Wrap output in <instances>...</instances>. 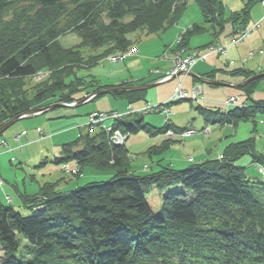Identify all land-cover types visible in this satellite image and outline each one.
<instances>
[{"label":"trees","instance_id":"obj_1","mask_svg":"<svg viewBox=\"0 0 264 264\" xmlns=\"http://www.w3.org/2000/svg\"><path fill=\"white\" fill-rule=\"evenodd\" d=\"M189 1L0 0V127L32 108L77 102L113 87L84 85L80 80L92 74L79 72L109 53L131 48L133 32H165ZM195 1L204 22L189 27L174 52H187L193 34L212 31L218 39L226 24L248 26L256 2L248 0L226 17L221 0ZM66 33L78 35L80 44L64 48L60 37ZM83 48L103 51L86 57ZM42 70L51 74L33 82ZM217 71L244 79L253 75L237 67L204 76L214 79ZM260 80L240 88L251 99L246 106L199 108L215 123L256 124L259 112L264 114V100L250 95ZM113 94L128 95L131 102L142 99L140 91ZM113 126L129 136L142 130L156 135L171 127L184 129L168 121L154 126L143 115L114 120ZM162 149L152 147L147 153ZM128 154L127 145L113 143L104 129L83 130L62 144L52 163L76 162L77 178L87 167L113 175L70 190L59 188L60 181H49L36 195L21 192L28 215L0 196V264H264V179L248 175L237 164L250 154L253 162L264 165L255 137L228 145L222 159L184 169L160 159L157 170L136 172ZM155 188L164 193L158 213L148 200Z\"/></svg>","mask_w":264,"mask_h":264},{"label":"rangeland","instance_id":"obj_2","mask_svg":"<svg viewBox=\"0 0 264 264\" xmlns=\"http://www.w3.org/2000/svg\"><path fill=\"white\" fill-rule=\"evenodd\" d=\"M221 1L224 5L225 15L227 17V16H230L233 13V11L241 9L242 6H244L245 2L248 0H221ZM259 5L261 7H263V4L261 2H258L255 6H253L252 11L257 10ZM263 15H264V10H263ZM65 21H66V19L63 18L61 23H60L61 26H64ZM203 22H204V17H203L201 10H200L199 5L197 4V2L195 0H190L188 5H187L185 12L183 13L181 18L178 20V22L175 25H173L172 27L167 29L165 32H162V33H159L156 35H151V36H147V35L145 36V33L142 31H137V32L131 33L130 38L132 40H134L135 46L133 45L131 47V49L129 48L126 51H122V52H125L124 54H122V56L118 55V52L117 53L116 52L109 53L104 58L98 59L97 61H95L90 67H84L82 69V71L79 72V74L83 75V74L91 73L92 77H86V79H81L80 82H84V85L85 84H88V85L89 84H95V83L99 84V83H101L100 80L103 82H108V81L112 80L113 77H116L117 75L120 74V72H117L120 69H122L124 71H127L128 68L131 69V71L140 70L142 75L147 74V73H149L151 75H153V74L158 75L159 77L155 80V83L162 82L157 86H154V87L147 89L146 100H148L152 105L165 102L166 100L158 102V99H163L164 95L167 92H169L170 87L173 85V82H170V81L176 80L177 85L179 82L182 81L184 84L185 80L189 76H191L189 73L190 72L194 73L193 68L200 61V60H198L196 63H194L192 65L189 63V65H188L190 67L189 69L186 68V69H184L183 72L179 71V73L177 72V74L172 75L173 74L172 71L175 69L174 65L176 64L177 61L173 60L174 54L171 51V49H172L173 45H175L177 38H179L178 35H183L185 33V31L189 27H191L193 24L203 23ZM253 24H254V21L252 19H250L248 22V25L250 27H252ZM240 27L245 28L244 26H240ZM224 30L226 31V29H224ZM225 31H223V32H225ZM253 32H254V36H256V34H260V35H258L257 39L254 40L255 46L262 44L264 42V26L262 29H256V31H253ZM212 36H213L212 31L193 34L190 37L189 44L192 47L193 46H200L207 39H210ZM60 42L64 48H71V47H74V46L80 44L81 39L75 33H66L60 37ZM171 42H173L172 46H169V48L167 49V45H169ZM238 42H240V41H238ZM166 43H167V45H166ZM165 46H166V48H165ZM133 47H137V48H135V49H137L136 52L132 51ZM220 48L225 49V46L221 45ZM203 49L204 48H201L200 50H203ZM138 50L141 53L140 55H137ZM102 51H103L102 49H96V50L90 49V48H83L82 49V53L86 57L94 55V54H99ZM198 53H199L198 56H200V55H208L210 52L209 51L208 52H205V51L202 52L201 51ZM190 54H191V52L188 53V55H190ZM223 54H225V52ZM119 56H121V57H119ZM125 57H127V58H125ZM134 57H136V58H134ZM123 58H125V59H123ZM198 58L200 59V57H198ZM213 59H216V57L210 59V61H208V62H212ZM220 62H221L220 68L221 67H223V68L226 67L227 69L232 68L231 65L225 66L224 59H222V61H220ZM124 63H126V64H124ZM166 63L171 64V68L169 70L162 71L160 69H156V67H160L163 69L166 66ZM248 65H249V67H253V65H254L257 68V64H256V61L254 59H252V61H250L246 64V66H248ZM263 69H264V66H263ZM40 72L41 73L37 79H36V77L38 76L39 72L35 76L32 77L33 82L38 83V82L44 80L49 74H51V70H42ZM219 73H220L218 76L219 78H228V79L234 78V77H230V75L225 73V72L219 71ZM195 78H197V77H195ZM93 80H97L98 82H95ZM179 80H181V81H179ZM125 82H128V83H125ZM125 82L123 81L119 85H114L113 87H108V88H104V89L131 87V85H130L131 82H129V81H125ZM199 84L200 83L198 82L197 85H199ZM103 85H107V83L106 84L104 83ZM177 85L175 88H177ZM203 85H205V84H203ZM208 86H211V85H208ZM211 87L215 88V89H219V90H224V92H223L224 94H222V91H220V93L223 96H226L229 92L231 93V91H230L231 89H227L230 87H224V86H211ZM240 87H242V86H240ZM175 88H174L172 93H174ZM256 90L257 91L255 93V97L256 98H264V78L261 80V82L258 85ZM125 91L127 92L129 90H121V92H125ZM117 92H119V91H117ZM82 94H84V93L82 92ZM82 94H80V95H82ZM90 94H92V93H90ZM90 94H88L85 98H83L77 102L62 103V104H66V106L56 107L52 110L44 112L43 115H41L39 113L36 115L30 116V117L27 115V116L21 118L20 120H18L17 122H15L2 135H0V153H2V155H3L7 152V155L3 156L2 158L0 157L1 158L0 159V173L2 174V175L0 174L1 175L0 177L2 179H7L6 177L9 176L10 179L13 180L12 182L17 181L20 184V186L22 187L23 186L22 185L23 178L25 176L27 177L28 182L32 183V178L35 175L37 177L38 181L43 180V179H46V180L55 179L53 181H60L61 184L59 183L60 185H58V187L61 189L64 188L65 184H68L70 187L68 189H63V190H69V189H74L77 186H83L90 181L107 179L108 177L113 175V173H102V172H98L92 168L87 167L84 169L83 175L80 178L76 179L77 178L76 172H79L80 169H78V168L73 169L71 172L68 171L67 169L64 170V168L66 166H68L69 169H71L72 166L76 165V162L70 161L68 164L52 163V160L56 156L60 155V153L58 152V153H56V155H54V154L45 155V153H41V151H40V149L42 147L46 148V146L50 147V149H52L50 151H53L54 150L53 144L57 143L56 141H58V140H55V142L53 141V143H52L50 134H48L49 136L44 137L42 132H41V137L44 139L47 138V140H45V142H41V140H39L41 137H40L39 133H37V130H41V129L37 128V130H36V127L37 126L42 127L43 124L40 122H37L38 119L44 120V122H45V120L48 121L50 116L56 117L60 114H63L64 111L70 110V108H75V110L73 109L76 112L75 115L76 116L81 115L80 118L84 119L87 114L94 112V111H98V110H100L102 112L113 111L111 109H113L117 104H119L117 102H120V101H115V98L111 95V93L94 95L93 97L89 98ZM95 97H97V98H95ZM196 97H199V98L196 99V98H194V95H192V97H187V98L177 100V101H175L176 103L173 102L171 104V109L174 112V114L171 116L170 119H166L167 114L165 112H163V109L160 111L152 112V113L145 114V115H144V113H142V115L144 117H146L145 119L147 120V122L154 121V123H156L155 125H157V126L164 125L165 122L172 120L173 123H175L176 125H179V126L193 125L194 127L197 128V129L193 128V133L191 134L190 133L191 130L189 128H184V130H181V129L177 130V129L171 127L165 133H163L170 139L168 141L169 143H170V141H181L187 137H192V136H196V137L205 136V137H207L212 133L211 132L212 129L217 130V131L222 130L223 135L224 134L230 135V132L232 130L234 132L236 130L237 132H235V140L237 142L248 139L249 137H255L256 138V150L259 153L264 155V123L261 122L264 119V115L257 118L255 131H254L255 124L251 120L240 122V124L238 125L237 128L231 126L232 125L231 123L221 124V125H224V126H221V125H219L218 122L217 123H215L213 121L206 122L203 113L199 112L200 110L197 109L199 106L198 101H200V99H202L201 92H199L198 95L196 94ZM92 100H94V101H92ZM80 102H84V103L78 107H74V105H76ZM143 104H146V102H144ZM137 109H139V108L135 109L133 107L132 108L128 107L127 112H130L132 114V112H136L135 110H137ZM259 113L263 114L261 112H259ZM60 118H62V119L51 121V124H54L58 121L73 122L72 119H74V118H68L67 116H63ZM206 124H207V126H205ZM85 125H89V124L86 123ZM202 126H205V127L201 129ZM207 127L209 128L208 129L209 131H206ZM98 128L99 127L95 126V124H94L93 126L89 125L86 130L92 129V132H94ZM24 130H26L29 133V135H25V132L22 133V131H24ZM46 132L49 133L47 130H46ZM111 133L112 132H108V134L110 135V139L112 137H114L113 135H111ZM202 133L204 135H202ZM76 134L71 135L72 138H70V139H72V140H69L68 142L75 140ZM158 135H160V134L153 135V134H150L148 132L145 133L144 131H141L139 134L132 135L128 139L127 146L129 148L130 152L127 155L128 156L127 158H129V161L131 162V164L135 163V162H139V159H141L143 161H141L140 163H141V165H143L144 172H149L151 170L150 165L152 164V161H148L150 159L147 156L144 157V155H145L146 150L148 148L149 149L152 147L160 148L159 146H153L155 139L159 140V139L163 138L162 135H160V136H158ZM232 135H230V136H232ZM150 136H154V137H150ZM224 139H226V137H224ZM185 141L190 143L189 139H186ZM181 144H182V142H181ZM124 145H126V143ZM215 145H217V143H215ZM225 145L226 144H223V146H220L218 149H224ZM20 147H22V149H20ZM46 151H48V150H46ZM213 151H214L213 156H215L218 153L217 152V146L214 147ZM147 154L149 155V153H147ZM11 159H14V163L11 162ZM144 159H146V160H144ZM154 159H156V158H153V160ZM188 161L192 162L193 158L189 157ZM237 164H239L240 166L246 167V172L248 175L257 176V177H259V175L255 174L254 170L256 171V169H258L259 166L263 165V164L258 163V162H252V157L250 154H245V155L241 156L237 160ZM260 177L264 179V175H261ZM33 182L35 183V181H33ZM5 184L7 186L12 187L11 183H7L5 181ZM73 184H74V186H71ZM14 192L16 193L15 190H14ZM1 194H3V188L0 192V195ZM163 194L164 193H162L161 191H159L158 189L155 188L148 195V200H149L150 204L152 205V207L156 213L161 211ZM19 210L22 214H25V215H28L31 213L29 209H26L24 207L19 208ZM1 256H2V251L0 250V258H1Z\"/></svg>","mask_w":264,"mask_h":264},{"label":"crops","instance_id":"obj_3","mask_svg":"<svg viewBox=\"0 0 264 264\" xmlns=\"http://www.w3.org/2000/svg\"><path fill=\"white\" fill-rule=\"evenodd\" d=\"M258 2H261L263 4V7H261L259 5L257 10H253L251 12V19L254 22L259 21L262 18V16H263L264 0H256V2L254 3L253 6H255ZM263 26H264V21H262L261 25L258 28H256V29H262ZM225 29H226V31L224 30L225 32H223L219 36V38L216 39V40L212 36L210 39H207L200 46H193L192 47L189 44L190 48H204L203 50H201L202 52H204V51L205 52H208V51L210 52L205 57L204 60L199 61L194 66V68H193L194 74H196L198 76L206 77V76H204V74H206L208 72H211L213 70L224 69L223 67L220 68V65H221L220 61H222V59H224L225 66H229V65L232 66L231 69H227L225 67V69H227V71L232 70V69L237 68V67H243L244 69H246L248 71H252L253 75L255 73H258V74L264 73V69H263V66H264V42L262 44L257 45V46H255V44H254V40H256L258 35H260V34H256V36H254V32H252L251 36L249 38H247L245 41L235 42V44L234 43L232 44L233 39H234L233 38L234 37L233 30L236 29V27H233L229 23V24H227L225 26ZM256 29L254 31H256ZM172 44H173V42H171L169 45H167V43H166L167 49L169 48V46H172ZM221 45L226 46L225 54H222V53H219V52H214L213 49H215L216 47H220ZM165 48H166V46H165ZM174 48H175V45H173L172 49L170 48L171 51L173 52V54H174ZM251 52H254V56L252 58L249 57ZM140 54L141 53L138 50V55H140ZM214 57H216V59H213L212 62H208V61H210V59H212ZM134 58H136V57H134ZM252 59H254L256 61L257 68L254 65H253V67H249V65L246 66V64L248 62L252 61ZM124 64H126V63H124ZM170 68H171V64H169V63L168 64L166 63V66L163 69L160 68V67H156V69H160L162 71H167ZM127 71H124V70L120 69V70L117 71V72H120V74L117 75L116 77H113L112 80H110L108 82H103V81L100 80V82H101V84H104V83L106 84L107 83V85L112 86V85H119L123 81L124 82L125 81H129V82H131L130 83L131 86H134V85L135 86H139V85H145V84H148V83L149 84L155 83V80L159 77L156 74L151 75L149 73L142 75L140 70L131 71V69L128 68ZM219 74H220L219 71H217V73L215 74L216 78H214V79H216L218 81H223V82H226V83L234 84V85L235 84H239V83L243 82L244 80H246V79H244V78H242L240 76H232L230 74H229L230 77H234L233 79L219 78L218 77ZM263 78H261V80ZM261 80H260V82H261ZM170 82H173V85L170 87L169 92H167L164 95L163 99H158V102L167 100L170 97V95L172 94L174 88L177 85V81L174 80V81H170ZM198 82L200 83V80H198L197 78H195L193 76H189L185 80L184 87L187 90H191L194 87V85L197 84ZM260 82H259V84H260ZM202 84H205V85H203V92H202L203 99L198 101L199 102V106L214 107V108L221 107L223 109H228L227 105H226V100L230 96H238L239 100L241 102H245L246 101L248 103H252L251 99L248 98V95H246L245 92L240 89L241 87L240 88L239 87L238 88H234V87L227 88V89H231L230 90L231 93L229 92L226 96H223L222 94H224L223 93L224 90H219V89H215V88L211 87V86H217V85H211V84H207V83H202ZM208 85H211V86H208ZM224 87H228V86H224ZM257 87H256V89H257ZM256 89L250 95V97L255 99V100H264V98H256L255 97V93L257 91ZM129 91H136V90H129ZM146 91L147 90H141L140 92H142V94L140 96H141L142 99L136 100V101H133V102H131V99L129 98L128 95L116 96L113 93H111V95L115 98V101H120V102H117L119 104H117L111 110H113L114 112H122L123 113V112L127 111L128 107L129 108H132V107L133 108H138V107L142 106L144 102H146V103L149 102L148 100H146ZM220 91H222V94L220 93ZM92 101H94V100H92ZM199 106H198L197 109L200 110L199 112L203 113L204 111L202 109H200ZM73 109L75 110V108H70V110L64 111L63 114H60V115H58L56 117L49 115L50 116L49 120L48 121L45 120V122H44V120H41V119L37 120V122L42 123L43 126H44V127L43 126L42 127H40V126L36 127V130H37V128L41 129V130H37V133H39L40 137H41V132H42L44 137L49 136L48 134H50L52 143H53V141L55 142V140H58V141H56L57 143L53 144V148H54L53 151H50L52 149H50V147L46 146V148L42 147L40 149L41 153H45V155H47V154L56 155V153L59 152L61 154V151H62V147L61 146H62V144L68 142L69 140H72V139H70V138H72L71 135H73V134L75 135L77 133L76 134V137H77L81 133V131H83L81 126L87 122V118H88V115L90 113L87 114L84 119H81L80 118L81 115H77L76 116L75 115L76 112ZM98 111H100V110H98ZM109 112H111V111H109ZM43 114L44 113H41V115H43ZM173 114H174V112H173ZM203 115H204V113H203ZM263 115L264 114H260L259 113L257 115V118H259L260 116H263ZM63 116H67L68 118H74V119H72L73 122H68V121L61 122V121H58V122H56L54 124H51V121L62 119L60 117H63ZM145 118L146 117H144V119ZM204 118H205V115H204ZM205 120H206V122H209L206 118H205ZM145 121L147 122L146 119H145ZM148 123H150V124H152L154 126H157V125H155L156 123H154V121H150ZM111 124H113V121H110V120L107 121V125H111ZM219 125H221V124H219ZM161 126H163V125H161ZM176 126L177 127H181V128H196L193 125H186V126L176 125ZM205 126H207V124ZM205 126H202L201 129L204 128ZM221 126H224V125H221ZM231 126H233L235 128L238 127V126H234V125H231ZM46 130L49 133H47ZM23 132H26L25 135H29V133L26 130L22 131V133ZM211 132L212 133L209 136H207V137H205V136H202V137L192 136V137H187V138H185V139H183L181 141H170V143L168 142L170 139L165 134H163V135L160 134V135L163 136V138L159 139V140L155 139L154 140L155 142H154L153 146L164 147V149H162L160 153H154L151 156V155L147 154V150L149 149L148 148L146 150L145 155H144V157L147 156L150 159L148 161H152V164L150 165V168H151L150 171H154V170L159 168L158 161L160 159H163L166 163L168 162L175 169H183V168H187V167L191 166L192 163H201V162H204V161H206L208 159H216L220 155L223 154L224 149L228 145H230V144H232L234 142H237L235 140V132H237L236 130H235V132L233 130L230 132V135L233 134L232 136H230L228 134L227 135H225V134L223 135V131L222 130H218L217 131V130H213L212 129ZM139 133H136V134H139ZM136 134H131L129 136V138L132 135H136ZM160 135H158V136H160ZM150 137H154V136H150ZM224 137H226V139H224ZM186 139H189L190 143L186 142L185 141ZM39 140H41V142H45V140H47V138L44 139V138L41 137ZM181 142H182V144H181ZM215 143H217V145H215ZM223 144H226L224 149H218L220 146H223ZM215 146H217V152L218 153L215 156H213L214 155L213 149H214ZM20 149H22V147H20ZM46 150H48V151H46ZM5 155H7V152L5 154H3V155H2V153H0V157L1 158L3 156H5ZM189 157L193 158L192 162L188 161ZM153 158H156V159L153 160ZM146 159H144V160H146ZM141 161H143V160L139 159V162H135V163L131 164L132 169H134L136 172H144L143 165H141V163H140ZM11 162L14 163V159H11ZM252 162H253V160H252ZM72 168H79V167L77 165H75V166H72ZM254 173L259 175V176L264 175V174L260 173L258 171V169H256V171L254 170ZM6 178L7 179H2L0 177V192H1L2 188H3V194H1L0 196H1L2 199L9 201L12 205H14L17 208H21V207L24 206L23 205V200H22V197H21V194H20L21 192H24L27 195H36V194L39 193L40 188H41V186L44 183L49 182V181L50 182H55V181H53L55 179H53V180L43 179V180H39L38 181L37 177L34 175L33 178H32V183L31 182L29 183L28 180H27V177L25 176L23 178V183H22L23 186L21 187L20 184L17 181L12 182L13 180H11L9 176H7ZM76 179H78V178H76ZM5 181L7 183H11L12 187L7 186L5 184ZM33 181H35V183ZM60 184H61V182H60ZM71 186H74V184L71 185ZM69 187L70 186L68 184H65L63 189H68ZM14 190L16 191V193L14 192Z\"/></svg>","mask_w":264,"mask_h":264},{"label":"built area","instance_id":"obj_4","mask_svg":"<svg viewBox=\"0 0 264 264\" xmlns=\"http://www.w3.org/2000/svg\"><path fill=\"white\" fill-rule=\"evenodd\" d=\"M256 26H258V25H256ZM256 26H255V27H256ZM255 27H254V28H255ZM251 32H252V29H246V31L244 32L245 35H244L243 37L247 36V35L250 34ZM243 37H242V38H243ZM242 38H240V41H242V40H241ZM235 41H238V40H235ZM220 50L223 51V48H221ZM132 51H133V52H136V49L133 48ZM124 53H125V52H124ZM124 53H123V54H124ZM198 54H199V53H198L197 51H195V52H191V54H190V55H187L186 57H183L181 54H177L175 57H173V60H175V61H177V62H176V64L174 65L175 69L172 71V72H173L172 75L177 74V72L179 73V71H180V72H183L184 69H186V68L189 69V68H190V67L188 66L189 63L192 65V64L196 63L198 60H200V59H202L203 57L206 56V55H200V56H198ZM121 55H122V54H121ZM124 56H125V55H124ZM197 56L200 57V59H199ZM127 57H128V56H127ZM127 57H125V58H127ZM125 58H123V59H125ZM172 75H171V76H172ZM38 77H39V76H38ZM167 78H168V77H167ZM179 81H181V80H179ZM199 87H200V86H197V88H195V89L193 88V91L188 92V91H186V90L183 88V82L181 81V82L178 83L177 88L175 89L173 95H172L171 98L169 99V102H170V101H177V100H180V99H183V98H187V97H192V95H194V98L198 99L199 97H196V94L198 95L199 92H200V90H201ZM195 93H196V94H195ZM167 103H168V102H167ZM167 103L164 104V105H162L161 108L159 107V105H156L157 109H155V111H159V110H162V109H163V111H164L167 115H169V114L171 113V110H170L169 106L167 105ZM237 103H238V100H237V98H235V97H231V98H229L228 101H227V104H228V105H236ZM148 110H149V108H147V107H143V108H139V109H137V110H135V111H136V112H139V113H147ZM122 115H123V114H120V113H117V112H114V113H111V114L97 113V112H95V113H92L90 116H92V117L94 118L93 121H91V122L96 123V119H97L98 121L105 122V121L108 120V119H111V118L115 119V118L121 117ZM101 125H102V124H101ZM101 125H100V126H101ZM87 126H89V125H87ZM102 127H103L104 129H106V131H108V132H112L111 135H113L114 137H112L111 140H112L114 143H116V144H124V143H125V140H126V134H124L121 130H118V129L114 130V129L112 128V126H106L105 124H103ZM206 131H209V130L206 129ZM190 133L192 134V133H193V130H191ZM261 171H262V169H261Z\"/></svg>","mask_w":264,"mask_h":264},{"label":"water","instance_id":"obj_5","mask_svg":"<svg viewBox=\"0 0 264 264\" xmlns=\"http://www.w3.org/2000/svg\"><path fill=\"white\" fill-rule=\"evenodd\" d=\"M189 74L191 76L197 77V79L200 80L203 83H207V84H211V85H217V86H228V87H234V88H238L240 86H243V85L247 84L250 81L261 79V78L264 77V73L256 74V75L251 76L247 80H245V81H243V82H241L239 84H235L234 85V84L226 83V82H223V81H218L216 79L206 78V77H203V76H198V75H196V74H194L192 72H190ZM160 83H162V82L152 83V84H145V85H139V86H131V87H125V88L122 87V88H113V89H102V90H99V91H96V92L90 94L89 98L93 97L94 95L109 94V93H114V92L121 91V90H137V91L147 90V89H149L151 87L159 85ZM83 103L84 102H80V103L74 105V107H78V106L82 105ZM59 106H66V104L56 103V104H52V105L45 106V107L32 108L29 111H27V112L15 117V118L11 119L10 121H8L4 125H2L0 127V135H2L15 122H17L18 120H20L21 118H23V117H25L27 115L28 116H32V115H35V114H38V113H43V112H46L48 110L54 109V108L59 107Z\"/></svg>","mask_w":264,"mask_h":264},{"label":"bare ground","instance_id":"obj_6","mask_svg":"<svg viewBox=\"0 0 264 264\" xmlns=\"http://www.w3.org/2000/svg\"><path fill=\"white\" fill-rule=\"evenodd\" d=\"M250 19H251V17H250ZM262 20H259L257 23L256 22H254V24H253V26L252 27H250L249 25V27H248V29H252L253 30V27L254 26H256V25H258L257 26V28L261 25V22L262 21H264V15L262 16V18H261ZM227 25V24H226ZM225 25V26H226ZM246 31V28H242V27H240V26H237L236 27V29H234L233 30V35H234V39H233V42H232V44L234 43L235 44V42H238V41H240V38H242L244 35H245V32ZM253 32V31H252ZM251 34L252 33H250V34H248L247 36H245V37H243L241 40L242 41H245L247 38H249L250 36H251ZM235 40H238V41H235ZM135 46V45H134ZM133 48H137V47H133ZM132 48V49H133ZM131 49V48H130ZM221 48L220 47H216L215 49H213L214 50V52H219V53H224L225 51H226V46H225V49H223V51H221L220 50ZM196 51V48H193V52H195ZM124 52H118V55H121V54H123ZM138 55V54H137ZM122 56V55H121ZM121 56H119V57H121ZM254 56V52H251L250 53V58H252ZM204 58L205 57H203L202 59L204 60ZM121 62V61H120ZM40 73L41 72H39L38 73V76L40 75ZM256 74H258V73H255L254 75H256ZM38 76L36 77V79L38 78ZM245 81V80H244ZM203 82H201L200 81V85H195L194 86V89L195 88H197V86H200L199 88L201 89L200 90V92H201V95H202V92H203V84H202ZM185 90L186 91H188V92H191V91H193V89H191V90H187L186 88H185ZM202 99H203V95H202ZM227 102V101H226ZM165 103L163 102V103H161L160 105H159V107L161 108V106L162 105H164ZM156 105H158V104H155V105H152L150 102L149 103H146V104H143L141 107H147V108H149V110L147 111V114H149V113H152V112H156L155 111V109H157V107H156ZM133 113H135V112H133ZM93 117L92 116H90V115H88V118H87V123L90 125V126H93L94 124H95V126H97V125H103V124H105V123H107V120L105 121V122H101V121H98L97 119H96V123H93V122H91V121H93ZM217 123V122H216ZM220 124V123H219ZM101 125V126H102ZM93 129V128H92ZM148 168V167H147Z\"/></svg>","mask_w":264,"mask_h":264}]
</instances>
